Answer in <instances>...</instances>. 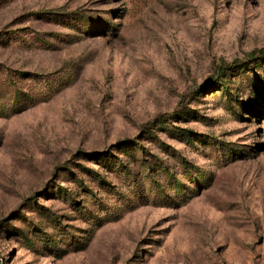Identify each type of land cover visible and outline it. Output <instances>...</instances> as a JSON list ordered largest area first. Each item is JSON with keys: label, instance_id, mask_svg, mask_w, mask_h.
<instances>
[{"label": "rangeland", "instance_id": "374dc122", "mask_svg": "<svg viewBox=\"0 0 264 264\" xmlns=\"http://www.w3.org/2000/svg\"><path fill=\"white\" fill-rule=\"evenodd\" d=\"M0 264H264V0H0Z\"/></svg>", "mask_w": 264, "mask_h": 264}, {"label": "trees", "instance_id": "16d2710c", "mask_svg": "<svg viewBox=\"0 0 264 264\" xmlns=\"http://www.w3.org/2000/svg\"><path fill=\"white\" fill-rule=\"evenodd\" d=\"M168 116H169L168 114H163V115L157 116L156 119H160L162 121H165Z\"/></svg>", "mask_w": 264, "mask_h": 264}]
</instances>
